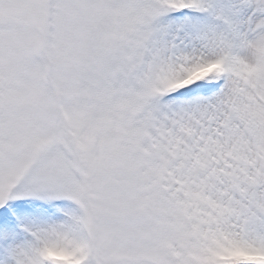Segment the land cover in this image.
Returning <instances> with one entry per match:
<instances>
[{
	"label": "snow or ice",
	"instance_id": "obj_1",
	"mask_svg": "<svg viewBox=\"0 0 264 264\" xmlns=\"http://www.w3.org/2000/svg\"><path fill=\"white\" fill-rule=\"evenodd\" d=\"M0 264H264V0H0Z\"/></svg>",
	"mask_w": 264,
	"mask_h": 264
}]
</instances>
